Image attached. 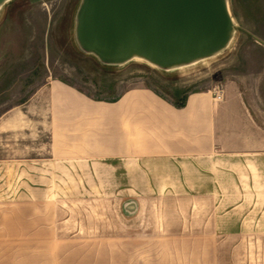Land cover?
<instances>
[{"label": "rangeland", "instance_id": "rangeland-1", "mask_svg": "<svg viewBox=\"0 0 264 264\" xmlns=\"http://www.w3.org/2000/svg\"><path fill=\"white\" fill-rule=\"evenodd\" d=\"M79 2L12 0L0 11V264H107V255L119 264L120 238L135 234L150 238L128 241L144 264H264V236L215 234V215L224 223L230 217V192L141 195L140 206L113 192L119 179L103 176V161H87L81 147L66 144L80 125L73 130L57 115L66 105H101L81 95L113 102L137 87L178 106L190 93L215 89L239 92L244 102L255 94L261 105L264 93L251 77L264 73V0H228L236 26L229 47L169 73L135 60L103 66L82 53L73 35ZM94 122L81 140L101 135Z\"/></svg>", "mask_w": 264, "mask_h": 264}, {"label": "crops", "instance_id": "crops-1", "mask_svg": "<svg viewBox=\"0 0 264 264\" xmlns=\"http://www.w3.org/2000/svg\"><path fill=\"white\" fill-rule=\"evenodd\" d=\"M251 78L253 88L264 93V73ZM222 93V101L216 102L213 92H193L180 106L147 87L126 90L113 102L92 101L80 94L101 105L88 107L91 111L66 105L57 115L70 119L73 130L79 123L77 143L71 135L66 144L81 147L87 161H103V176L119 179L114 193L130 196L141 206V195L156 199L154 195L230 192V217L224 223L215 215V234L236 239L264 236V96L260 105L255 94L244 102L239 92ZM92 120L101 124V135L81 140L80 133ZM222 178L231 186H224ZM138 220L131 221L138 224ZM224 225H229V232L224 233ZM148 240L136 234L121 237L119 264H144L142 251L128 241ZM149 250L143 249L151 254Z\"/></svg>", "mask_w": 264, "mask_h": 264}, {"label": "water", "instance_id": "water-1", "mask_svg": "<svg viewBox=\"0 0 264 264\" xmlns=\"http://www.w3.org/2000/svg\"><path fill=\"white\" fill-rule=\"evenodd\" d=\"M235 32L228 0H80L73 27L76 47L101 65L141 60L165 73L218 56Z\"/></svg>", "mask_w": 264, "mask_h": 264}, {"label": "built area", "instance_id": "built-area-1", "mask_svg": "<svg viewBox=\"0 0 264 264\" xmlns=\"http://www.w3.org/2000/svg\"><path fill=\"white\" fill-rule=\"evenodd\" d=\"M213 95H214V100L216 102H220L222 101L223 99V93H222V90L220 89H215L214 92H213Z\"/></svg>", "mask_w": 264, "mask_h": 264}, {"label": "bare ground", "instance_id": "bare-ground-1", "mask_svg": "<svg viewBox=\"0 0 264 264\" xmlns=\"http://www.w3.org/2000/svg\"><path fill=\"white\" fill-rule=\"evenodd\" d=\"M138 63H140V64H142V65H145V66H147V67H149V68H151V69H154V67L153 66H151V65H149V64H147V63H144V62H142L141 60H136Z\"/></svg>", "mask_w": 264, "mask_h": 264}, {"label": "trees", "instance_id": "trees-1", "mask_svg": "<svg viewBox=\"0 0 264 264\" xmlns=\"http://www.w3.org/2000/svg\"><path fill=\"white\" fill-rule=\"evenodd\" d=\"M182 105V104H181Z\"/></svg>", "mask_w": 264, "mask_h": 264}]
</instances>
